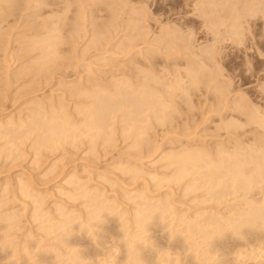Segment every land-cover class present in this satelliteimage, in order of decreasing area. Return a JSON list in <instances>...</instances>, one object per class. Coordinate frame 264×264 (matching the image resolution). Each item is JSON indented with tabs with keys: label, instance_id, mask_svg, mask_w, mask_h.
Listing matches in <instances>:
<instances>
[{
	"label": "rangeland",
	"instance_id": "rangeland-1",
	"mask_svg": "<svg viewBox=\"0 0 264 264\" xmlns=\"http://www.w3.org/2000/svg\"><path fill=\"white\" fill-rule=\"evenodd\" d=\"M44 3H40L41 5L39 4V6L32 5L28 9L24 8L26 6L24 0L14 2L12 7L10 5V7H7L11 3L7 5L0 3V6H3L5 9L4 13L10 14L8 18L9 20L11 18L12 21L10 20V22L13 23H10V25H13V28L11 26L13 32L8 27L4 31L6 35L9 30L7 34H10V37L9 35L7 36L11 39L8 38L10 43L7 41V43L3 44L4 40L0 41V49L2 50L3 46L5 52L0 51V69L6 68L4 61L8 56L9 72L17 74L14 78L15 82L13 83L15 84L12 85L13 87L11 86L10 89L6 88L9 90L5 89L6 86L4 88L0 86V120H5L11 116L15 120L19 117L26 119L28 114L33 113L30 110L34 108L33 104L35 103L36 106V102H40L43 106L45 104V110H49V112L46 111L48 112L46 116H50L51 108L48 109V107H51L52 104V107L55 106L54 109L56 108L57 110L59 107H64L68 112L67 115L71 117L70 120L73 119L71 120L72 126L76 127V104L78 102L83 103V101L84 103L88 102L85 98L76 97L77 84L84 83V86L94 85L93 88H97L107 82L104 86H109L110 81L114 77L120 76V74H126L128 77L132 76L131 80L136 81L135 84L140 82L139 80L142 78L140 75L146 73L150 74L151 77L158 75L160 76L159 79L163 77L165 82H169L168 80L172 82L171 80L176 78L179 80L178 82L182 81V84L187 81L186 85L188 89L186 93L182 89V91L180 90L181 92L177 89L173 93L174 96H171L170 101V103L172 102L171 108L163 112L166 115V119L160 113L161 118H163V124L162 120L159 122L156 119L154 120L152 116L151 119L149 118L151 120L149 125L152 126L146 128L148 132V134L146 132V135L149 137L147 138L148 144L146 139L140 138L138 143L140 142L142 145L138 144L137 147L140 148V151L139 149H134V146H132L133 149L129 148L128 145L131 146V141H133H130L129 135L125 138L126 135L122 136L120 134L123 125V122L119 124L118 119L120 120V117L114 118L116 120L112 124L113 128L115 126V129L112 130V134L108 138L109 140L104 135H97L98 138L96 136L92 141L91 138L89 140L90 136L88 137L87 135L86 137L83 134L84 137L79 134L77 141L76 134L74 136V134L70 133V136L62 135V138L59 137L60 140L58 138L57 140L51 139V142H54V144L41 145L35 150V147L33 148V145H31L34 135H30V137H27L29 139L21 138L19 144H17V149L15 148L17 152L14 151L15 154L17 153L16 155L9 157L6 155L5 149V151L1 150L0 206H3L0 208V212L17 210L21 216V224L19 223L21 227L19 228L16 225L15 228V225H9L12 228L8 231L7 228L0 230L1 236L11 233L10 238L13 239L14 245L18 244V242L20 243L18 246H15V250L17 249L15 255L10 259L0 260V264H132L133 255L136 258V260H133V262L135 261L133 264H157V262L158 264H227L226 259L230 260V258L235 256V254L231 253L232 255H229L228 253L229 256L227 257L226 253L233 245V242L235 244L240 243L242 248L241 245L240 247L238 246L239 250L245 249L247 251L242 252L247 253L249 251L248 248H252L253 244L247 241L244 234H237L232 232V230H224V233L218 234L214 232L216 230H213L210 237L211 240H208L203 235L205 230L203 231L201 228L212 226L213 224H208L212 218H218L223 214H230V212L228 213L230 210L229 206H231V209L233 208L232 206L236 208V202H242L243 206L237 203V208L240 210V208H245L246 204L243 201L247 199L259 201L262 192L254 186L251 191L249 189L246 192L244 191L245 189H240L234 197L232 194H229L220 198V192L217 190L220 187L218 186L214 187L215 190H209L212 193L218 192H215L213 195L211 193L210 196L206 185L204 187L201 186V179L200 183L199 180L195 182V190L193 186L192 188L187 187L186 182H188L187 178L190 179V175H188L189 177L184 176L183 178L185 179L181 177L182 180L179 177L176 178L178 160L175 158L177 157L174 156L169 162L162 155L168 153L173 156V153L175 155L177 151L176 155L181 150L199 149L206 154H208L209 150L211 154L206 158H211L214 155H218V147H224L223 149L228 151L229 149L232 150L235 146L244 148L247 151L248 147V151L251 152L252 148L254 149L257 145L258 140V144L264 142L263 127H258L255 123L252 124L246 117L247 115L241 112V109L246 108V106L250 108L249 110L256 108L257 110L260 109V111L264 110V7L262 6L264 5V0H46ZM255 3L258 5H255ZM230 10L229 14L226 13ZM246 13L247 15H245ZM251 13L253 16H251ZM39 15L43 20L39 18ZM221 16L220 20L219 17ZM234 16H236L239 25V27L237 26V32L240 31L241 36L239 34L236 35L234 33L236 29L234 30L230 26ZM39 23L41 27H39ZM43 23L44 25L46 23V26H43ZM240 23L242 27H240ZM3 24L5 23H2V26ZM76 24L77 30L78 27L81 30H78V33L75 31ZM96 24L101 27V30L104 29L103 25L107 26L109 24V26H107V30H105V26L104 33V30L102 31L104 38L101 36L102 40H98V42H101V45L100 42H97V46L93 47L96 43H91V36L94 34L92 28ZM99 26L98 28H100ZM45 30L50 34L56 33L55 38H53L55 40L52 42L53 46L50 47L54 49L52 51L54 54L51 52L49 55H52V58L48 56L49 59L45 60V64L48 60L47 66H40L35 63L38 51L33 50L29 53V51L26 52L25 50L24 53L22 50L23 53H19L18 48L20 44H16V42H24L21 41L22 39L24 40V31L31 34L29 37L33 39L32 37L38 34V32V36L48 35L45 33ZM53 31L56 32L53 33ZM22 32L23 34L20 36ZM40 32L44 34L42 35ZM15 34L18 36L15 37ZM164 34L167 37H171V39L167 38ZM159 36L163 38L161 39ZM16 38H20V41H15ZM12 41L15 46L12 45ZM125 42H131L133 49L128 48L120 52L119 47L120 45H127ZM171 43H175L174 47ZM6 45L8 46L6 47ZM168 47L169 49H167ZM50 48H48L49 51H51ZM11 52L13 53L11 54ZM16 54L19 58L16 57ZM9 55L11 56L9 57ZM24 62L26 64L30 63L31 70L36 72L30 71L31 73H26L28 76L25 75V78H21L23 75L20 74L21 77H19L16 70ZM189 70L192 71L191 74L194 75L195 81L199 82V84L198 82L196 83L197 85L194 81V84L191 82V85L193 84L196 88L193 85L190 87V79L189 77H185L186 71ZM208 70L211 71L210 76L207 75L210 73ZM32 74L35 75L32 77ZM112 76L114 77L112 78ZM213 78L216 79L213 81ZM27 79L30 80L28 81ZM202 79H204V82ZM206 79L207 81L205 82ZM92 80L93 82L95 80L97 83H93ZM162 82L164 83V81ZM174 82L176 80H173ZM162 85L160 86L161 88ZM218 88H222L221 91ZM74 90L75 93L73 94L75 96L73 95L74 97H72V91ZM4 91L6 92L4 93ZM237 103L240 108L236 106ZM242 104L243 106H241ZM119 112H115V114L117 113L116 115L118 116ZM169 118L170 121L168 122ZM124 123L127 122L124 121ZM256 128L259 134H257ZM36 132L40 134L42 130ZM130 135L132 136V134ZM22 140L25 141L22 142ZM110 142L111 146L109 145ZM162 158H165V160ZM174 159L175 163L173 162ZM138 168L139 171L141 170V173L138 172V174L136 170L132 174ZM203 169L206 171V168ZM202 170L200 168L199 171L202 172ZM204 171L202 172L203 176L205 174ZM202 173H199L196 177L200 176L202 178ZM174 178H176V181L174 180L173 182ZM77 179L80 183H84L83 185L86 190L88 189L89 195L90 192L96 191L94 195L99 196L97 201L94 202L97 197L95 199L91 195L88 197V193L84 196L80 195L83 189L79 190L80 194H76ZM68 180L71 184L70 182L69 184L67 183ZM21 182L29 189L28 193L33 192V195L28 194L26 189L24 190L26 193H23V190L18 188ZM83 185L82 188H84ZM183 189L184 191L182 192ZM241 190L246 194L241 193ZM140 194H142L141 198ZM34 196L39 198L37 202H40L42 205L41 207L36 202V205L38 204V208H40L38 211L41 212L42 216L45 211V216L49 215V218L54 216L53 219H38L41 216H38L39 212L36 213L34 207L36 199ZM146 198L148 204L152 202V204L156 205H159L160 201L163 203L167 200V202L169 201L168 209H166V202V204H162L166 205V207L161 206L164 207L161 209L164 211L160 212V216L157 213L158 215L156 216L158 218H152V216L145 218V215L148 214L147 211H144L146 208H143V211H139L138 205L140 207L142 205L143 207L147 206V201H143ZM100 200L104 201L103 206L109 204L110 208L107 210L108 206H104L103 209L101 207L102 211H100V214L99 212L96 214L97 219L91 213L92 217L90 214L88 215L87 212H93ZM137 200L139 202H146L145 206L144 203L142 205L138 204ZM134 201L137 203L135 204ZM155 201H159L157 202L158 204ZM231 202L233 204L235 202V204L233 205ZM132 204L136 205L135 208H138L137 210L140 212L139 216L137 211L135 212L137 213V221L133 216V214L136 216L134 213L136 209ZM33 207L38 217L34 215L33 218L32 214H35L33 213ZM62 207L64 208L63 213ZM188 207H190V210ZM56 208H61L60 212L62 214L72 210L71 213L68 212L71 215V219L67 218L70 222L69 229L60 222L62 215L59 216L60 213L59 211L56 212ZM140 209L142 210V207ZM20 212L21 214L24 212L23 216ZM72 212L76 216L73 221L72 217L74 214L72 216ZM86 214L89 218L91 217L92 221ZM63 216L67 217L66 215ZM199 218L202 219L200 220ZM137 222H142V224H138ZM48 223L52 226L50 227ZM205 224L207 225L206 227H204ZM184 225H186V228ZM189 225H191V229ZM65 228L66 230H64ZM185 230L188 231L186 232ZM136 231L139 233L137 236H139L135 235L133 239V242L136 243L133 246L137 248L135 250L130 245L133 243L131 238L130 243L127 241L131 237L130 235L132 234L133 236ZM1 236L0 257H4L8 250L3 248L2 244L4 240L1 241ZM24 239H28L27 242ZM23 241L27 247L26 249L22 248L24 245ZM224 241L225 245H223ZM219 243L222 244L221 247H225L222 249ZM129 246H132L133 249ZM238 247L235 249L238 250ZM211 249L212 251H210ZM254 250L253 252L255 253L253 255L257 254V260L254 261L253 258L249 260L248 258L245 264H253V262L255 264H264V253H261L259 249ZM253 252H249L248 254H251L252 257ZM248 254L245 257H249ZM142 255H145L144 259H142ZM72 257L74 263L71 261ZM129 258L131 259L130 263Z\"/></svg>",
	"mask_w": 264,
	"mask_h": 264
},
{
	"label": "bare ground",
	"instance_id": "bare-ground-1",
	"mask_svg": "<svg viewBox=\"0 0 264 264\" xmlns=\"http://www.w3.org/2000/svg\"><path fill=\"white\" fill-rule=\"evenodd\" d=\"M16 1H20L21 2V0H0V3H4V5L6 4H8V3H11V4H8L7 5V7H12V5H14V2H16ZM46 1V0H45ZM44 0H24V3H26L25 5L26 6H24V4H23V6H24V8H26V9H28V7H32V5L33 6H39V4L41 3H44L45 2ZM253 1H255V0H253ZM235 2V1H234ZM13 3V4H12ZM22 3H23V1H22ZM211 3V2H210ZM233 3V2H232ZM259 3V2H258ZM40 4V5H41ZM45 4V3H44ZM241 4V3H240ZM10 5V6H9ZM17 5V4H16ZM19 5V4H18ZM246 5H247V2H246ZM255 5H258L257 3H255ZM22 6V5H21ZM215 6V5H214ZM241 6V5H240ZM263 7H264V5H262ZM19 7H20V5H19ZM203 7V6H202ZM250 7H252V6H250ZM256 7V6H255ZM11 9V8H10ZM232 9V8H231ZM237 9V8H236ZM251 9H253V7L251 8ZM12 10V9H11ZM11 10H9V11H11ZM16 10V9H15ZM247 10V9H246ZM4 11H5V9H4V7L3 6H0V41L1 40H4V41H6V42H4L3 41V44L4 43H7V41H8V38L10 37V34H7L8 32H9V30L7 31V33H6V35L4 34L5 32V29H7V27L10 29L11 28V26H12V28H13V25H10V23H12V22H10V20H11V18H10V20H9V18H8V16H10V14L8 13H4ZM13 11V10H12ZM224 11V10H223ZM222 11V12H223ZM235 11V10H234ZM233 11V12H234ZM251 11V10H250ZM250 11H249V13H250ZM7 12V11H6ZM231 12V10L230 11H228V12H226V13H230ZM247 12V11H246ZM244 13V12H243ZM256 13V12H255ZM264 13V12H263ZM36 15V14H35ZM223 15V14H222ZM232 15H233V13H232ZM237 15H238V13H237ZM245 15H247V13L245 14ZM255 15V14H254ZM263 15V14H262ZM12 16V15H11ZM226 16V15H225ZM230 16V15H229ZM242 16V15H241ZM249 16H250V14H249ZM251 16H253V14L251 13ZM26 17V16H25ZM25 17H23V18H25ZM37 17V16H36ZM227 17V16H226ZM243 17H245V16H243ZM242 17V18H243ZM39 18L41 19V20H43V18L42 17H40V15H39ZM45 18V17H44ZM220 18H222V16L221 17H219V19ZM231 18V17H230ZM237 18H236V16H234L233 18H232V23L230 24V26L232 27V28H234V30H235V34L237 35V34H239L240 35V31L239 32H237V26L239 27V25H238V23H237V20H236ZM25 20H26V18H25ZM24 20V21H25ZM27 20H29L28 18H27ZM221 20V19H220ZM227 20V19H226ZM245 20H246V18H245ZM12 21V20H11ZM240 22H241V19H240ZM243 22V21H242ZM2 23H5V24H3V26H2ZM40 23H42V22H40ZM40 23H39V27H41V25H40ZM110 23H112V22H110ZM13 24V23H12ZM24 24H26V23H24ZM95 24V23H94ZM107 24V23H106ZM241 24V23H240ZM246 24V23H245ZM43 26H46V23H45V25H44V23H43ZM79 26V25H78ZM98 24H96V26H94V28H95V30H94V28H92V30H93V35L91 36V40H92V42L91 43H96L95 44V46H93V47H96L97 46V42H98V40H102L101 39V36H103V34H102V31L105 29V26L103 25V27H104V29L103 30H101V27L100 28H98ZM107 26H109V24L107 25ZM107 26H106V29L105 30H107ZM3 27H4V29H3ZM97 27V28H96ZM102 27V28H103ZM113 27V26H112ZM137 27V26H136ZM230 27V28H231ZM240 27H242V24H241V26ZM247 27H248V23H247ZM10 29V31L11 32H13V29ZM43 28V27H42ZM75 31L78 33L79 31H81L79 28L80 27H78V30H77V24H76V26H75ZM232 28H231V30H232ZM3 29V31H1ZM44 29V28H43ZM46 29V28H45ZM139 29V28H138ZM224 29V28H223ZM226 29V28H225ZM246 29V28H245ZM248 29V28H247ZM38 30H40L39 28H38ZM42 30V29H41ZM50 30V29H49ZM52 30H54V29H52ZM105 30L103 31V33L105 32ZM140 31V30H139ZM139 31H138V34H139ZM44 32V31H43ZM54 32H56V31H53V33ZM141 32V31H140ZM226 32V31H225ZM41 33V32H40ZM45 33H47L48 35H43L44 33H41L43 36H38V34H39V32H38V34H35L32 38L33 39H31V37H29V35L31 36V34H28V32H26L25 33V31H24V34H23V32L21 33V35L20 36H22V34H23V37H24V40L22 39L21 41H24V42H16V44L18 43V44H20V47H19V45H18V49H19V53H23V51H24V53H25V50H26V52H28L29 51V53L30 52H32L33 50H37L38 52V54L36 55L37 56V61H35V63H37L38 65H40V66H47L46 64H48L47 63V61H46V64H45V60L46 59H49V57H51L52 55H49V54H51V52L52 51H54V49H51L50 47L51 46H53L52 44V42H53V40H55V39H53V38H55L54 36L56 35V33L55 34H50V33H48L47 32V30H45ZM215 33H217V32H215ZM223 33V32H222ZM231 33V32H230ZM167 34V33H166ZM166 34H164V35H166ZM170 34V33H169ZM227 34V33H226ZM234 34V35H235ZM7 35H9V37L7 36ZM13 35V34H12ZM11 35V36H12ZM163 35V36H164ZM222 35V34H221ZM235 35V36H236ZM7 38H6V37ZM18 35L17 34H15V37H17ZM28 36V37H27ZM39 37V38H37V37ZM241 36V35H240ZM261 36V35H260ZM36 37V38H35ZM160 37V36H159ZM166 37H167V35H166ZM169 37V36H168ZM167 37V38H168ZM237 37V36H236ZM243 37V36H242ZM6 38V39H5ZM102 38H104V36L102 37ZM161 38V37H160ZM163 38V37H162ZM161 38V39H162ZM170 39H171V37H169ZM10 39V38H9ZM20 38H16L15 39V41H18ZM219 39H220V36H219ZM11 40V39H10ZM9 40V41H10ZM13 40V39H12ZM105 40V39H104ZM103 40V41H104ZM158 40V39H157ZM164 40V39H163ZM239 40H240V38H239ZM8 41V42H9ZM20 41V40H19ZM129 41V40H128ZM160 41V40H159ZM171 41V40H170ZM175 41V40H174ZM181 41H182V38H181ZM184 41V40H183ZM100 42V41H99ZM98 42V43H99ZM161 42H162V40H161ZM168 42H169V39H168ZM187 42V41H186ZM236 42V41H235ZM1 43V42H0ZM10 43V42H9ZM12 43V45H14L13 43V41L11 42ZM127 45H125L124 43V45H120V47H119V51L120 52H122V51H124V50H126V49H128V48H130V49H133L132 48V46H131V42L130 43H127V42H125ZM239 43V42H238ZM104 44H105V41H104ZM168 44V43H167ZM171 44H173V47H174V44L175 43H171ZM100 45H101V42H100ZM188 45V44H187ZM194 45V44H193ZM0 46H1V44H0ZM8 45H6V47H7ZM11 46V45H10ZM15 46V45H14ZM57 46V45H56ZM99 46V45H98ZM105 46V45H104ZM219 46V45H218ZM17 47V46H16ZM16 47H15V50H16ZM101 47V46H100ZM103 47V46H102ZM172 47V46H171ZM184 47H186V46H184ZM13 48V47H12ZM48 48H50L51 49V51H49L48 50ZM55 48V47H54ZM187 48V47H186ZM211 48V47H210ZM167 49H169V47L167 48ZM10 50V49H9ZM23 50V51H22ZM0 51L1 52H4V49H3V46H2V50L0 49ZM5 53V52H4ZM13 52H11V54H12ZM15 53H16V51H15ZM14 53V54H15ZM19 53H17V54H19ZM53 53V52H52ZM209 53V52H208ZM16 54V55H17ZM27 54V53H26ZM54 54V53H53ZM2 55H3V53H2ZM7 55V54H6ZM199 55V54H198ZM208 55V54H207ZM11 55H9V57H10ZM35 56V57H36ZM49 56V57H48ZM4 57V56H3ZM2 57V58H3ZM17 58H19V56L17 55L16 56ZM35 57H34V59H35ZM6 58V57H5ZM52 58V57H51ZM12 60V59H11ZM36 60V59H35ZM200 61V60H199ZM5 63H6V66H5V64H3L5 67V69H0V83L2 82H4L3 84H4V86H3V84L1 83L0 84V86H2L3 88L5 87V89L6 88H11V86L13 85V84H15V83H13V82H15L14 81V78L16 77V73H11V72H9V69H8V66H9V64H8V56H7V58L5 59V61H4ZM34 62V61H33ZM1 63V62H0ZM30 64V63H29ZM29 64H26L25 62L22 64V65H20V68L19 69H17L16 71L18 72V76L19 77H21L20 76V74L21 75H23L21 78H23L25 75H27L28 76V74H26V73H28V72H30V71H33V70H31V66L29 65ZM44 64V65H43ZM35 65V64H34ZM33 65V66H34ZM204 65V64H203ZM1 66V65H0ZM196 66V65H195ZM203 67V66H202ZM38 68V67H37ZM42 68V67H41ZM40 68V69H41ZM199 68V67H198ZM192 69H193V67H192ZM188 70V69H187ZM149 71V70H148ZM190 71V70H189ZM186 71L187 72V74L185 73V77H189V79H190V87H192V85L194 84V82H195V84L198 82V81H195V77H194V75L193 74H191L192 73V71ZM194 71H195V69H194ZM199 71H200V69H199ZM209 71V70H208ZM36 71H33V73H35ZM145 72H147V71H145ZM196 72V71H195ZM202 72V71H201ZM210 73L209 74H207V75H209L210 76V74H211V71H209ZM31 73V72H30ZM143 73V72H142ZM151 73V72H150ZM2 74H3V77H2ZM35 74H32V77L34 76ZM37 75V74H36ZM197 75V74H196ZM199 75H202V74H199ZM198 75V76H199ZM137 76H139L138 74H137ZM140 76H142V78H140V82L138 83V84H135V82L136 81H133V79L131 80V77L132 76H130V77H128L126 74H120V76H118V77H114V76H112V78L114 77V79L112 80V81H110V85H109V83H108V85L109 86H104L105 84H103L102 86L100 85L99 87H94L93 88V86H84L83 84H77V86H76V97H79V98H85L86 100H88V102H85L84 103V101H83V103L81 102V103H77L76 104V127L73 125L72 126V123H71V120H73V119H71L70 120V116H68L67 115V111H66V109H64V107L62 108V107H59L58 108V110L55 108L54 109V107H52L53 106V104H52V106L51 107H48V109L49 108H51L50 110H51V113H50V116L49 115H47L46 116V113H48L49 112V110H45V104H44V106L43 105H41L40 104V102H36L37 104H36V106H35V103L33 104L34 105V108H32V109H30L31 111H33V113H31V114H28L27 115V118L26 119H22V118H18L17 120H15L14 118H12V116L11 117H7V119H5V120H0V154H1V150H6V155H8L9 157H11V155H16L15 153H14V151L15 152H17L16 150H15V148L17 149V144H19V141L21 140V138H27L28 136L30 137V135H34V137H33V140H32V142H31V145H33V148L36 150V148H39L41 145H43V146H46V144H48V143H52V144H54V142H51L52 140L51 139H54V140H57V138H58V140H60V138L59 137H61L62 135H68V136H70V133H72V134H74V136H75V134H76V138H77V141H78V137L77 136H79V134L80 135H86V137H87V135H88V137H89V140H90V138L92 139V141L94 140V138L97 136V135H104V137L106 138V139H108V138H110V135L112 134V130L113 129H115V126H114V128H113V124L112 123H114L113 121H115L116 119H114L115 117L117 118V117H120V120L118 119V121H119V124H121V122H123V125H122V127H121V135L122 136H125L126 135V137L125 138H127L128 137V135H129V137L131 138H128V139H130V141L131 140H133V141H131L132 143H131V146L130 145H128L129 146V148L131 147L132 149H133V147L132 146H134V149L136 148V149H139V151H140V148H137L138 147V144H141L142 145V143H138V141L140 140V138L141 139H146V142H147V138H149L147 135H146V128L148 127V128H150V126H152V125H149V122L151 123V118L152 117H154V120L156 119L157 121H161L162 120V124H163V118H161V116H163L164 115V119H166L165 117H166V115L165 114H163V112H165L166 111V109H170L171 108V104H172V102L170 103V101H171V96L173 95V93L178 89L179 91L182 89V90H184L183 92L184 93H186V90L188 89L187 88V81L186 82H184L183 84L181 83L182 81H180V82H178L179 80L178 79H173L174 81L176 80V82H174L173 83V80H171L172 82H170V80H168L169 82H165V80H164V78L162 77V79H161V81H160V79H159V77L160 76H156V75H153L152 77L150 76V74H143V75H140ZM154 76H156V77H154ZM206 76V75H205ZM19 77H18V79H19ZM135 77V76H134ZM202 77V76H201ZM208 77V76H207ZM25 78V77H24ZM112 78H110V79H112ZM196 78H197V76H196ZM18 79H17V82H18ZM91 79V78H90ZM95 79V78H94ZM187 79V78H186ZM199 79V78H198ZM201 79V78H200ZM216 78H213L212 80L214 81ZM28 80V79H27ZM30 80V79H29ZM28 80V81H29ZM203 80V82H204V79H202ZM210 80H211V78H210ZM108 81V80H107ZM159 81V82H158ZM162 81H164V83L162 82ZM194 81V82H193ZM207 81V79L205 80V82ZM89 82V81H88ZM92 82H93V80H92ZM92 82H91V84H92ZM94 82H95V80H94ZM93 82V83H94ZM157 82V83H156ZM163 83V85H162V83ZM191 82H193V84L191 85ZM209 82V81H208ZM26 83V82H25ZM77 83V82H76ZM81 83V82H80ZM95 83H97V82H95ZM221 83V82H220ZM89 84H90V82H89ZM159 84H161L162 85V88L160 87L161 85H159ZM198 84H199V82H198ZM159 85V86H158ZM197 85V84H196ZM203 85H204V83H203ZM218 85V84H217ZM19 86V85H18ZM95 86H96V84H95ZM186 86V87H185ZM215 86H216V84H215ZM1 87V89H3ZM13 87V86H12ZM193 87H194V85H193ZM222 87V86H221ZM19 88V87H18ZM21 88V87H20ZM74 88V87H73ZM72 88V89H73ZM194 88H196V87H194ZM9 89H6V90H9ZM218 89H220V88H218ZM218 89H217V91H218ZM222 89V88H221ZM221 89L219 90V91H221ZM16 90V89H15ZM21 90H22V88H21ZM181 90V91H182ZM180 91V92H181ZM6 91H4V93H5ZM13 92V91H12ZM73 93H75V90L74 91H72V97H74L75 96V94H73ZM187 93H188V91H187ZM218 93H220V92H218ZM222 93V92H221ZM263 93V92H262ZM13 94V93H12ZM74 95V96H73ZM1 96V95H0ZM174 96V95H173ZM179 96H180V94H179ZM75 97V98H76ZM176 98V97H175ZM223 98V97H222ZM170 99V100H169ZM174 99V98H173ZM48 100V99H47ZM46 100V101H47ZM81 100V99H80ZM218 100V99H217ZM77 101V100H76ZM44 102V101H43ZM174 102V101H173ZM240 102V101H239ZM53 103V102H52ZM228 103V102H227ZM234 103V102H233ZM246 103V102H245ZM248 103V102H247ZM48 104H50V103H48ZM217 104V103H216ZM241 104V103H240ZM218 105V104H217ZM227 105V104H226ZM30 106V105H29ZM46 106H49V105H46ZM234 106V105H233ZM237 107H238V103H237V105H236ZM240 106V105H239ZM241 106H243V104L241 105ZM175 107V106H174ZM173 108V107H172ZM238 108H240V107H238ZM242 108V107H241ZM246 108H247V106H246ZM245 107L244 108H242L241 109V112H243L245 115H247L246 117L252 122V124H254L255 123V125H258V127H263V129H264V110L262 111H260V109L259 110H257V108L256 109H252V110H249L250 108H247L246 109ZM254 108V107H253ZM64 109V110H63ZM45 110V111H44ZM167 110V111H168ZM174 110V109H173ZM249 110V111H248ZM46 111H48V112H46ZM118 111H120L119 112V115L117 116L116 114H115V112H118ZM175 111V110H174ZM30 112V111H29ZM169 112V111H168ZM167 112V113H168ZM160 113H162L161 114V116H160ZM146 114V115H145ZM150 115V116H149ZM169 115V114H168ZM168 115H167V118H168ZM152 116V117H151ZM150 118V119H149ZM111 119V120H110ZM124 121H126L127 123H124ZM166 121V120H165ZM170 121V118L168 119V122ZM156 122V121H155ZM159 122H158V124H159ZM147 123H148V125H147ZM229 123V122H228ZM250 123V122H249ZM74 124V123H73ZM111 124H112V127H111ZM161 124V123H160ZM121 126V125H120ZM233 126H234V124H233ZM257 127V126H256ZM41 131L42 130V132L39 134V132H36V131ZM256 131H257V128H256ZM114 132H115V130H114ZM258 132V131H257ZM69 133V134H68ZM115 134V133H114ZM130 134H132V136L130 135ZM147 134H148V132H147ZM150 134V133H149ZM257 134H259V132L257 133ZM263 134H264V131H263ZM83 135V136H84ZM146 136V137H144V136ZM256 136V135H255ZM82 137V136H81ZM85 137V136H84ZM62 138V137H61ZM75 138V137H74ZM97 138H98V136H97ZM103 138V137H102ZM104 138V139H105ZM132 138H134V139H132ZM151 138V137H150ZM27 139H29V138H27ZM67 139V138H66ZM105 139V140H106ZM256 139V138H255ZM258 139V138H257ZM17 140H18V142H17ZM96 140V139H95ZM99 140V139H98ZM100 140H102V139H100ZM109 140V139H108ZM112 140V139H111ZM264 140V139H263ZM262 140V141H263ZM23 141H25V140H22V142ZM31 141V140H30ZM50 141V142H49ZM149 141V140H148ZM260 141H261V139H260ZM94 143V142H93ZM144 143V142H143ZM258 143H259V140H258ZM257 143V145L254 147V149L252 148V151L251 152H249L248 151V147H247V151H246V149L244 150V148H240V147H238V146H233L234 148H232V150H230L229 149V151L228 150H226V149H223L222 147H218L219 149L217 150V152H219L218 153V155L216 156V155H214V156H210L211 158H206V157H209V155L211 154V153H209V150H208V154H206L205 152H203L202 150H191V149H183L184 151H182L181 150V152L178 154V155H176L177 153H178V151H177V153L174 155V153H173V156H171V154L169 155L168 153H166V154H168V155H162V156H165V158H167V160L166 161H169L170 159L172 160L173 158H174V156L175 157H177V158H175V159H177L178 161H177V163H178V165H177V167H176V175H175V177L177 178V177H179L180 179H181V177L183 178L184 176H188V175H190V179L189 178H187L188 180V182H186V184H187V187H191L192 188V186L194 187L196 184H195V182L197 181V180H199V183H200V179H201V186H205L206 185V187L208 188L207 189V191L208 192H210V196H211V191H212V189H214V187H220V189H217L219 192H220V198H221V196H226V195H233V197L234 196H236L237 195V193H238V191H240V189H245L244 191H246V192H248L249 191V189H250V191L252 190V187L254 188V186L255 187H257L258 188V190L260 191V192H262V196H261V199L259 198V201H255L254 199L252 200V199H247V200H245V201H243V202H245V204H246V206H245V208H240V205H242V202L240 203V202H236V205H235V207L236 208H234V206H232L233 208L231 209V206H229V208H230V210L228 211V213L230 212V214H226V215H224L223 213V215H221L220 217H218V218H212L209 222H208V224H213L212 226H210V227H207V228H201V230H205V233L203 234L204 235V237L206 238V239H208V240H211L210 239V237H211V233L213 232V230H216V231H214L215 233H221V232H223L224 230H232V232H234V233H242V234H244L245 236H246V239H247V241H249L250 242V244H253V246H252V248H250L251 249V251H250V249L248 248V246H247V248H248V252L247 253H245V252H242V251H247V250H245V249H242V250H239V247H240V243L239 244H235L234 242H233V245L230 247V249H229V251H227L226 252V249H225V252L227 253V257L232 253V254H235V256L234 257H232V258H230V260H227L226 259V262H227V264H245L246 263V261L248 260V258H249V260H252V258H253V260L255 261V260H257L256 259V257H257V254L256 255H253L255 252H253V250L255 249V248H257V249H259V251H261V253L263 252L264 253V142L262 143H260V144H258ZM21 144V143H20ZM56 144H57V142H56ZM60 144V143H59ZM107 144V143H106ZM113 144V143H112ZM147 144H148V142H147ZM22 145V144H21ZM49 145V144H48ZM91 145H92V142H91ZM94 145V144H93ZM103 145V144H102ZM109 145L111 146V142L109 143ZM141 145H140V147H141ZM19 146V145H18ZM53 146H55V145H53ZM104 146V145H103ZM76 147H77V145H76ZM109 147V146H108ZM241 147H242V145H241ZM18 148H20V147H18ZM31 148V147H30ZM130 148V149H131ZM197 148V147H196ZM250 148V147H249ZM43 149V148H42ZM251 149V148H250ZM4 150V151H5ZM88 150V149H87ZM216 150V149H215ZM138 151V150H137ZM142 151V150H141ZM204 151H206V150H204ZM37 152V151H36ZM87 152H89V151H87ZM90 152H91V149H90ZM130 152H132V151H130ZM172 152V151H171ZM133 153V152H132ZM131 153V154H132ZM139 153V152H138ZM19 154H21V152H19ZM127 155H129L128 153H126ZM208 155V156H207ZM213 155V154H212ZM21 156V155H20ZM133 156H135L134 154H133ZM168 156V157H167ZM169 156H170V158H169ZM216 156V157H215ZM3 157H6V156H3ZM138 157L140 158V156L138 155ZM215 157V158H214ZM131 158V157H130ZM165 158H162V159H164L165 160ZM175 159H174V163L176 162L175 161ZM170 162V161H169ZM176 163V164H177ZM173 164V163H172ZM121 165V164H120ZM139 165V164H138ZM175 165V164H174ZM128 166V165H127ZM171 166V165H170ZM135 167V166H134ZM142 167V166H141ZM164 167H165V165H164ZM172 167V166H171ZM200 168H201V170H202V168H206V171H204V169L202 170V172L204 171L205 172V174H204V176H203V173L201 172V171H199L200 170ZM119 169V168H118ZM133 169V168H132ZM131 169V170H132ZM170 169V168H169ZM174 169H175V167H174ZM136 170H137V173L139 172V173H141V170L139 171V168L138 169H135L134 170V172H132V174L133 173H135L136 172ZM170 172H172V171H170ZM138 173V174H139ZM199 173H202V175H201V177L202 178H200V176H197L196 177V175H198ZM132 174H130V175H132ZM149 175V174H148ZM166 175H167V173H166ZM154 177H155V175H154ZM160 177H161V175H160ZM189 177V176H188ZM100 178V177H99ZM152 178H153V176H152ZM158 178V177H157ZM176 178H174L172 181L174 182V180L176 181ZM179 178H178V180H179ZM133 179V178H132ZM183 179H185V178H183ZM203 179V180H202ZM73 180V179H72ZM182 180V179H181ZM169 181V180H168ZM180 181V180H179ZM202 181H203V183H202ZM69 180H68V184H69ZM73 182H74V180H73ZM72 182V183H73ZM166 182V181H165ZM146 183V182H145ZM185 183V182H184ZM194 183V185H192ZM199 183H198V185H199ZM20 184V187L18 186V188L19 189H22L23 191V193H26V191L24 192V190L26 189L27 190V193H28V188H26L25 187V184L23 183L22 184V182L21 183H19ZM70 184H71V182H70ZM75 184V183H74ZM84 183L83 182H81L80 183V181L77 179V181H76V194H80L79 192V190H82L83 189V191H81V193L82 194H80V195H82V196H84L85 194H87L88 193V197L91 195V196H93L94 197V199H95V197H97L95 200H94V202L95 201H97V199H98V195H94V193L96 192H90V195H89V192H88V189L86 190V188L84 187V185H83ZM86 184V183H85ZM204 184V185H203ZM82 185H83V187L84 188H82ZM208 185V186H207ZM25 187V188H24ZM74 187V186H73ZM195 188V187H194ZM4 189H6V188H4ZM84 189H85V192H84ZM188 190V189H187ZM195 190H196V188H195ZM200 190H201V188H200ZM209 190H211V191H209ZM215 190V189H214ZM254 190V189H253ZM90 191H91V189H90ZM141 191V190H140ZM184 191V189L182 190V192ZM192 191V190H191ZM206 191V192H207ZM205 192V191H204ZM216 193H218L217 191H215ZM214 192V193H215ZM33 193V192H32ZM32 193H28V194H32ZM167 193V192H166ZM214 193H212V195L214 194ZM240 193V192H239ZM241 193H243V191L241 190ZM245 193V192H244ZM243 193V194H244ZM259 193V192H258ZM38 194V193H37ZM98 194H99V192H98ZM104 194V193H103ZM128 194L129 195H131L129 192H128ZM139 194V193H138ZM187 194V193H186ZM205 194V193H204ZM246 194V193H245ZM248 194V193H247ZM251 194V193H250ZM25 195H27V194H25ZM33 195V194H32ZM36 195V194H35ZM141 195L142 194H140V198H141ZM201 195V194H200ZM208 196H209V194H207ZM1 196V195H0ZM3 196V195H2ZM42 196V195H41ZM121 196V195H120ZM139 196V195H138ZM137 196V197H138ZM144 196H146V195H144ZM251 196V195H250ZM4 197V196H3ZM35 197V196H34ZM133 197V196H132ZM143 197V196H142ZM216 197V196H215ZM218 196H217V198H219ZM244 197V196H243ZM255 197V196H254ZM257 197V196H256ZM80 198V197H79ZM91 198V197H90ZM202 198V197H201ZM211 198V197H210ZM219 198V199H220ZM237 198V197H236ZM240 198V197H239ZM253 198V197H252ZM7 199V198H6ZM35 199H36V201H35V210H36V213L37 212H39V214H38V216L40 217V218H38L39 220L41 219H43V220H50V219H53V217L54 216H52L51 217V215H50V217L51 218H49L48 216L49 215H46L45 216V211H44V215L42 216V214H41V212L40 211H38V209H40V208H38V204H40V202L38 203L37 202V200H39V198L38 197H35ZM34 199V200H35ZM144 199V198H143ZM202 199H204V198H202ZM206 199V198H205ZM209 199V198H208ZM214 199V198H213ZM229 199V198H228ZM256 199V198H255ZM41 200V199H40ZM91 200V199H90ZM93 200V199H92ZM106 200V199H105ZM133 200V199H132ZM158 200H160V199H158ZM217 200V199H216ZM231 200H232V196H231ZM243 200V199H242ZM31 201V200H30ZM88 201V200H87ZM107 201V200H106ZM105 201V202H106ZM130 201V200H129ZM138 201V200H137ZM143 201H147V198L145 199V200H143ZM211 201H212V199H211ZM223 201V200H222ZM221 201V202H222ZM237 201V200H236ZM1 202V201H0ZM34 202V201H33ZM33 202H31V203H33ZM36 202L38 203L37 205H36ZM139 202V201H138ZM156 202V201H155ZM157 202H159V201H157ZM156 202V203H157ZM166 202H167V200H165L163 203H161V201L159 202V205H156V204H152V202L150 203V204H148V201H147V206H145V204H146V202H139L138 204H140V205H142L143 203H144V206L145 207H143V205L141 206L142 207V210L140 209L141 207L138 205V207H139V211H143V208L145 209H148V210H144V211H147V213L148 214H146L145 215V218L147 217H149L150 218V216H152V218H158V216H156V215H158L159 214V216H160V212H162V211H164V210H161L162 208H164V207H166V205H167V208L166 209H168V203H169V201L167 202V204H166ZM226 202H227V200H226ZM100 203V204H99ZM101 203H102V206H101ZM108 203V202H107ZM125 203H127V202H125ZM133 203V202H132ZM134 203L136 204L137 202L136 201H134ZM133 203V204H134ZM215 203H216V201H215ZM232 203V202H231ZM237 203H240V205H239V208H240V210L237 208L238 207V205H237ZM85 204V203H84ZM83 204V205H84ZM91 204V203H90ZM93 204H95V203H93ZM97 204V203H96ZM103 204H104V201H102V200H100V202H98V204H97V206H96V208H95V210L93 211V212H87L88 213V215L91 213L93 216H95V218H97V216H96V214H98V212H99V214H100V211H102V209H103V207L105 206H103ZM132 204V205H133ZM158 204V203H157ZM162 204H166L165 206L164 205H162ZM171 204V203H170ZM217 204H218V202H217ZM233 204V203H232ZM231 204V205H232ZM234 204H235V202H234ZM233 204V205H234ZM244 204V203H243ZM244 204V205H245ZM174 205V204H173ZM228 205H229V203H228ZM3 205H1L0 206V208L2 207ZM37 206V207H36ZM40 206L42 207V205L40 204ZM95 206H93V207H95ZM108 206V207H107ZM107 206H105V207H107V210H108V208H110V205L109 204H107ZM134 206V205H133ZM161 206H164V207H161ZM243 206V205H242ZM34 207H33V210H34ZM102 207V209H100ZM128 207V206H127ZM136 207V205L134 206V208ZM211 207V206H210ZM226 207V206H225ZM171 208V207H170ZM172 208H173V206H172ZM178 208V207H177ZM189 208V210H190V207H188ZM43 209V208H42ZM60 209L61 208H56V212L57 211H59V213H60V215L59 216H61L62 215V219L60 220V222L63 224V225H66V228H68L69 229V225H70V222H69V219H71V215H70V213H71V211L72 210H70V211H67V212H65L64 214H62L64 211V208L62 207V213L60 212ZM136 210L134 211V213L137 211V213H138V216H139V214H140V212L137 210L138 208H135ZM35 210L33 211V213H35ZM176 210V209H175ZM66 211V210H65ZM85 211V210H84ZM123 211V210H122ZM32 212V211H31ZM68 212H70V213H68ZM94 212H95V214H94ZM184 212V211H183ZM24 212H22V214H23ZM32 214L33 215V218H34V215L36 216V217H38L37 216V214ZM53 213V212H52ZM86 213V212H85ZM127 213V212H126ZM132 213V212H131ZM137 213H135L136 214V216L133 214V216L135 217V219H136V221L138 220L137 219ZM158 213V214H157ZM192 213V212H191ZM200 213V212H199ZM216 213V212H215ZM20 214H21V212H20ZM21 214V215H22ZM46 214H47V212H46ZM48 214H49V212H48ZM68 214V215H67ZM73 214H74V216H73ZM91 214H90V216H91ZM102 214V213H101ZM128 214V213H127ZM171 214V213H170ZM210 214H212L211 212H210ZM31 215V216H32ZM63 215H66L67 217H64ZM87 214H86V216L89 218V216H88ZM119 215V214H118ZM153 215H155V216H153ZM183 215V214H182ZM23 216V215H22ZM72 221H73V219L75 220V213H73L72 212ZM79 216V215H78ZM133 216H131L132 218H133ZM161 216H162V213H161ZM171 216H173V215H171ZM21 216L19 215V212H17V210H15V211H12V210H10V211H8V212H0V230L1 229H3L4 230V228H7V231L9 230V229H11L12 227L10 226L9 227V225H15V228H16V225H18L19 226V223L21 222L20 221V218ZM35 217V218H36ZM44 217V218H43ZM48 217V218H47ZM63 217H64V221H63ZM92 217V216H91ZM91 217L89 218V219H91ZM169 217H170V215H169ZM200 217V216H199ZM206 217V216H205ZM23 218V217H22ZM67 218H69V219H67ZM81 218V217H80ZM119 218V217H118ZM168 218V217H167ZM194 218V217H193ZM198 218V217H197ZM196 218V219H197ZM98 219V218H97ZM140 220H141V218H139ZM181 219H182V217H181ZM181 219H180V222H181ZM184 219H185V217H184ZM200 219V218H199ZM202 219V218H201ZM200 219V220H201ZM66 220H67V222H66ZM160 220V219H159ZM175 220V219H174ZM195 220V219H194ZM204 220V219H203ZM202 220V221H203ZM206 220V219H205ZM54 221V220H53ZM59 221V220H58ZM72 221H71V223H72ZM91 221H92V219H91ZM122 221V220H121ZM44 222V221H43ZM51 222V221H50ZM74 222H76V221H74ZM143 222H146V221H143ZM86 223H87V221H86ZM138 223V222H137ZM137 223H135V224H137ZM140 224H142V222H139ZM138 223V224H139ZM158 223V222H157ZM161 223V222H160ZM173 223V222H172ZM197 223H198V221H197ZM207 223V222H206ZM21 224V223H20ZM52 224V223H51ZM68 224V225H67ZM88 224H89V222H88ZM190 224V223H189ZM214 224H216V225H214ZM39 225H40V223H39ZM48 225L50 226V223H48ZM99 225V224H98ZM175 225V224H174ZM199 225V224H198ZM197 225V226H198ZM52 226V225H51ZM50 226V227H51ZM90 226V225H89ZM191 225H189V227H190ZM195 226H196V222H195ZM201 226H202V224H201ZM207 225L205 224L204 225V227H206ZM21 226H19V228H20ZM181 227V226H180ZM184 227L186 228V225H184ZM66 228L64 229V230H66ZM83 228V227H82ZM126 228V227H125ZM129 228V227H128ZM137 228V227H136ZM184 228V229H185ZM188 228V227H187ZM194 228V227H193ZM198 228H199V226H198ZM38 229H41V228H38ZM42 229H43V227H42ZM41 229V230H42ZM49 229V228H48ZM67 229V230H68ZM140 229V228H139ZM190 229H191V227H190ZM20 230V229H19ZM88 230H90V229H88ZM194 230V229H193ZM192 230V231H193ZM198 230V229H197ZM196 230V231H197ZM200 230V229H199ZM6 231V230H5ZM6 231V232H7ZM12 231V230H11ZM17 231V230H16ZM186 231V230H185ZM188 231V230H187ZM186 231V232H187ZM50 232V231H49ZM68 232V231H67ZM137 232V231H136ZM134 233L133 234V236H132V234L130 235L131 237H129V240L127 241V242H129L130 243V238H131V241L133 242L134 240V236L136 235L137 236V234H139L138 232L137 233ZM184 232V231H183ZM1 233V232H0ZM16 233V232H15ZM179 233V232H178ZM198 233H199V231H198ZM224 233V232H223ZM222 233V234H223ZM2 234V233H1ZM14 234V233H13ZM18 234V233H17ZM68 234H70V233H68ZM125 234V233H124ZM186 234V233H185ZM193 234V233H192ZM192 234H189V235H192ZM1 236V235H0ZM13 236V235H12ZM17 236V235H16ZM139 236V235H138ZM137 236V237H138ZM193 236H194V234H193ZM199 236V235H198ZM213 236V235H212ZM227 236V235H226ZM229 236V235H228ZM2 237V239H1V241H3L4 240V242H3V248H6L7 250V252L5 253V256L3 257L2 255V257H0V260H2V259H10L11 257H13L14 255H15V252H16V250H15V246H18V244H20L19 242H18V244H16V245H14L13 244V239H11L10 237H11V233H7V234H4L3 236H1ZM170 237V236H169ZM17 238H18V236H17ZM145 238V237H144ZM29 239V238H28ZM27 239V240H28ZM151 239V238H150ZM196 239H198V238H196ZM218 239V238H217ZM237 239H238V236H237ZM242 239V238H241ZM240 239V240H241ZM24 240H26V239H24ZM27 240L25 241V242H27ZM63 240H64V238H63ZM179 240H182V239H179ZM219 240V239H218ZM228 240V239H227ZM61 241V240H60ZM136 241V240H135ZM192 241H193V238H192ZM195 241V240H194ZM230 241V240H229ZM246 241V240H245ZM212 242V241H211ZM232 242V241H231ZM63 243H66V242H63ZM197 243V242H196ZM222 243V242H221ZM227 243H228V241H227ZM23 247L22 248H24V249H26L27 247L25 246V243H24V241H23ZM77 244V243H76ZM133 244H136V243H132V244H130V245H132L133 246ZM55 245H56V243H55ZM219 245H220V247H221V245L222 244H220L219 243ZM218 245V246H219ZM223 245H225V241H224V244ZM245 245V244H244ZM130 247V248H132L133 249V247ZM238 247V250H236L235 248H237ZM138 247V246H137ZM225 246H223V247H221L222 249L224 248ZM21 248V247H20ZM136 247H134V249H135ZM241 248H242V245H241ZM246 248V247H245ZM29 249V248H28ZM137 249V248H136ZM135 249V250H136ZM175 249V248H174ZM178 249V248H177ZM181 249V248H180ZM179 249V250H180ZM257 249H255V250H257ZM22 250V249H21ZM49 250V249H48ZM163 250V249H162ZM169 250V249H168ZM189 250V249H188ZM219 250V249H218ZM254 250V251H255ZM263 250V251H262ZM56 251V250H55ZM114 251V250H113ZM175 251V250H174ZM184 251V250H183ZM186 251H187V249H186ZM210 251H212V249L210 250ZM26 252H27V250H26ZM72 252V251H71ZM79 252V251H78ZM133 252V251H132ZM131 252V253H132ZM155 252V251H154ZM179 252V251H178ZM177 252V253H178ZM182 252V251H181ZM215 252V251H214ZM213 252V253H214ZM249 252H253L252 253V257H251V254H248ZM74 253V252H73ZM194 253V252H193ZM212 253V252H211ZM223 253V252H222ZM228 253H229V255H228ZM68 254V253H67ZM66 254V255H67ZM87 254V253H86ZM231 254V255H232ZM244 254V255H243ZM248 254V256L249 257H245V255H247ZM75 255V254H74ZM106 255H107V253H106ZM131 255V254H130ZM178 255V254H177ZM61 256V255H60ZM84 256V255H83ZM132 256V255H131ZM145 256V255H144ZM143 255H142V259H144L145 257H144ZM176 256V255H175ZM179 256V255H178ZM177 256V258H178V260H179V257ZM215 256V255H214ZM217 256V255H216ZM55 257V256H54ZM69 257V256H68ZM75 257V256H74ZM133 257H134V259L136 260V258H135V256L133 255ZM137 257H138V255H137ZM199 257V256H198ZM208 257V256H207ZM220 257V256H219ZM226 257V258H227ZM240 257V258H239ZM58 258V257H57ZM65 258H66V256H65ZM132 258V257H131ZM174 258V257H173ZM193 258H194V256H193ZM218 258V257H217ZM244 258H245V260H244ZM251 258V259H250ZM44 259V258H43ZM60 259V258H59ZM98 259V258H97ZM109 259V258H108ZM130 259V258H129ZM134 259H132V264L135 262H133V260ZM138 259V258H137ZM201 259V258H200ZM205 259V258H204ZM215 259V258H214ZM247 259V260H246ZM260 259H262V258H260ZM259 259V260H260ZM20 260V259H19ZM151 260V259H150ZM149 260V261H150ZM161 260V259H160ZM160 260H158V261H160ZM11 261V260H10ZM14 261V260H13ZM39 261V260H38ZM61 261V260H60ZM71 261L73 262V257H72V259H71ZM75 261V260H74ZM142 261V260H141ZM200 261V260H199ZM202 261V260H201ZM224 261V260H223ZM45 262V261H44ZM131 262V259H130V261H129V263ZM156 262H157V260H156ZM161 262V261H160ZM203 262V261H202ZM201 262V263H202ZM225 262V263H226ZM258 262V261H257ZM264 262V261H263ZM74 263V262H73ZM137 263V262H136ZM162 263V262H161ZM178 263V262H177ZM260 263V262H259ZM16 264V263H15ZM35 264V263H34ZM39 264V263H38ZM47 264V263H46ZM49 264V263H48ZM79 264V263H78ZM157 264H158V262H157ZM164 264V263H163ZM205 264V263H204ZM220 264V263H219ZM253 264H255L254 262H253Z\"/></svg>",
	"mask_w": 264,
	"mask_h": 264
}]
</instances>
